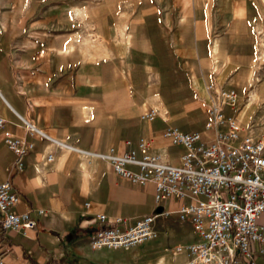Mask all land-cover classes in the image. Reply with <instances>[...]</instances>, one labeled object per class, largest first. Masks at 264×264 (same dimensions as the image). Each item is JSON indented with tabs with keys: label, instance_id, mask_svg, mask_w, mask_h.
I'll return each instance as SVG.
<instances>
[{
	"label": "crops",
	"instance_id": "obj_1",
	"mask_svg": "<svg viewBox=\"0 0 264 264\" xmlns=\"http://www.w3.org/2000/svg\"><path fill=\"white\" fill-rule=\"evenodd\" d=\"M82 1L0 0V184L13 186L15 211L36 222L0 232V264H188L176 248L202 243L179 217L193 200L156 206L154 184L117 177L104 157L134 150L140 159L142 138L149 155L179 167L186 150L166 130L213 140L206 122L220 88L237 95L226 115L262 138L264 0H180L185 11L172 8L177 0H88L84 9ZM150 111L153 120H143ZM27 124L45 137H30ZM6 132L32 151L15 156ZM148 215L156 216L153 241L91 249L106 226L99 216L131 226ZM256 223L264 232V213ZM251 247L264 264V243Z\"/></svg>",
	"mask_w": 264,
	"mask_h": 264
},
{
	"label": "built area",
	"instance_id": "obj_2",
	"mask_svg": "<svg viewBox=\"0 0 264 264\" xmlns=\"http://www.w3.org/2000/svg\"><path fill=\"white\" fill-rule=\"evenodd\" d=\"M209 89H213L212 86ZM208 109L206 130L214 133L204 142L198 132L183 133L169 128L165 137L185 148L179 167L167 166L157 156L148 154L149 143L139 139L137 149L141 158L131 150L121 157L106 156L114 173L132 184L155 186V205L175 199L193 201L180 208L181 220H190L202 240L198 246L176 248L190 256L188 264H256L252 258V244L264 243V232L257 225V217L264 213V131L262 138L244 133L226 109L236 107V92L232 89L214 90ZM155 112L142 116L152 121ZM0 118V130L5 126ZM28 135L44 138L33 125L27 124ZM5 143L18 158L28 154L33 144L4 134ZM135 166L134 172L127 168ZM19 198L9 182L0 184V232L30 230L36 222L29 213H17ZM88 206V205H87ZM40 216L43 211H38ZM156 216L148 215L131 226L99 220L106 226L92 237V250L131 249L155 239L152 225ZM108 224V225H107Z\"/></svg>",
	"mask_w": 264,
	"mask_h": 264
},
{
	"label": "rangeland",
	"instance_id": "obj_3",
	"mask_svg": "<svg viewBox=\"0 0 264 264\" xmlns=\"http://www.w3.org/2000/svg\"><path fill=\"white\" fill-rule=\"evenodd\" d=\"M66 3H67V5H69L72 2L67 1ZM89 3L90 2L88 0H83L82 1V8L84 9ZM169 5L171 7V2L169 3V2L162 1V9L170 8ZM172 5H173V2H172ZM173 7L177 8V10H182V11H185V9H187V8L189 9V6H187V4L185 2H181L180 0H177L176 2H174V6H172V8ZM84 24H85L84 21H82V25H84Z\"/></svg>",
	"mask_w": 264,
	"mask_h": 264
},
{
	"label": "trees",
	"instance_id": "obj_4",
	"mask_svg": "<svg viewBox=\"0 0 264 264\" xmlns=\"http://www.w3.org/2000/svg\"><path fill=\"white\" fill-rule=\"evenodd\" d=\"M2 237V235L0 234V238Z\"/></svg>",
	"mask_w": 264,
	"mask_h": 264
}]
</instances>
